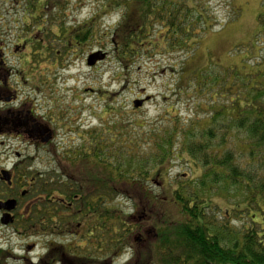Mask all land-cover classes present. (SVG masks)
<instances>
[{
	"label": "trees",
	"instance_id": "obj_1",
	"mask_svg": "<svg viewBox=\"0 0 264 264\" xmlns=\"http://www.w3.org/2000/svg\"><path fill=\"white\" fill-rule=\"evenodd\" d=\"M127 1L138 3L140 30L115 36L117 56L125 61L140 51L141 40L153 22L165 25L168 48L181 49L187 48L185 44L196 30L189 17L197 18L201 26L204 18L208 19L194 0ZM256 23L250 48L238 66H224L211 58L197 65L186 62L192 57L182 62L176 96L192 94V116L185 120L171 109L174 115L169 113L163 119L166 126L143 132V150L136 141L138 136L131 135L143 128L137 120L129 121V135L120 132L121 123L80 132L81 142L68 146L51 172L33 177V189L27 193L37 194L33 200L39 206L32 210V232L41 233L44 227L43 202L51 197L73 202L76 196L86 205L82 207L85 212L96 210L97 235H111V251L119 245L124 253L125 246H133L131 239L146 245V258L139 264H264V0ZM50 25L52 31L57 28L53 36L59 38L58 26ZM201 29L209 31V27ZM61 33L77 40L72 31ZM197 44L193 42L189 48L193 50ZM49 49V44H41L44 52L53 51ZM62 55L53 52L54 60ZM190 85L193 90L187 92ZM177 148L202 168L201 176L174 186L168 180L164 195L152 196L148 185L165 187L156 183L158 173ZM108 195L112 203L139 201L140 205L133 206L140 212L141 224H125L112 216L108 228V213L101 212ZM159 200L177 207L178 220L152 205ZM219 202L225 203L226 209ZM50 219L56 226V210Z\"/></svg>",
	"mask_w": 264,
	"mask_h": 264
},
{
	"label": "rangeland",
	"instance_id": "obj_2",
	"mask_svg": "<svg viewBox=\"0 0 264 264\" xmlns=\"http://www.w3.org/2000/svg\"><path fill=\"white\" fill-rule=\"evenodd\" d=\"M194 3L208 19L204 18L201 26V21L189 17L196 30L186 42L187 48H168L165 25L156 21L147 29L145 39H140L143 42L140 51L125 61L117 56L115 36L121 31L140 30L138 3L127 0H0V96L4 101L8 94L15 96L13 104L4 107L0 103V107L14 112L16 131L20 124L28 121L29 126L49 127L52 132L51 141H43L45 145L38 147H29L25 138L15 140L16 152L32 158L31 162L16 169L17 175L23 177V190L33 189V177L51 172L57 157L61 158L68 146L81 142L80 132L121 123L120 132L129 135V121L137 120L143 128L131 135L138 136L136 141L143 150V132L150 127L166 126L163 119L169 113L174 115L171 109L182 119L191 118L195 98L192 94L179 99L176 96L182 62L192 57L186 62L197 65L211 58L224 66H238L240 58L250 48L261 9V0H194ZM50 24L58 26L59 38L53 36L57 28L52 31ZM201 27H209V31L203 33ZM62 30L72 31L77 40L65 37ZM40 39L44 42L40 43ZM193 42L198 44L192 50L189 47ZM41 44L44 47L49 44V50L53 51L44 52ZM55 51L63 53L60 60H54ZM90 58L94 61L89 66ZM186 89L191 92L193 86ZM147 97L149 100H145ZM135 100L145 101L141 107L134 108ZM60 115L59 122L52 120ZM178 148L172 160L158 173L159 183H156H163L165 187L148 185L152 196L161 194V198L168 180L169 185L174 186L201 176L202 168L194 165ZM6 150V145L0 146V153ZM13 163L11 160L8 167ZM27 197L33 200L37 194L30 192ZM157 203L152 202V205L162 209L168 218L178 220L175 205L160 204V200ZM219 204L226 209L225 203ZM133 205L140 203L121 199L103 207L101 211L108 213V228L112 216L121 218L125 224H141L140 212ZM21 233L25 230L20 224H0V247L8 252L4 263L40 264L43 238L35 233L32 237ZM130 243L133 246L124 247L120 264H139L142 257L146 258V245L134 239ZM26 244L33 246L32 251L25 249Z\"/></svg>",
	"mask_w": 264,
	"mask_h": 264
},
{
	"label": "flooded vegetation",
	"instance_id": "obj_3",
	"mask_svg": "<svg viewBox=\"0 0 264 264\" xmlns=\"http://www.w3.org/2000/svg\"><path fill=\"white\" fill-rule=\"evenodd\" d=\"M40 40L42 43L44 42L43 39ZM1 50L0 48V59L2 57ZM7 93L6 89V95ZM7 96L8 98H4L5 101L0 96V103L4 107H8L15 101V96L9 94ZM8 100L9 102H7ZM15 121L16 115L13 111H10L9 108L3 110L0 107V146L6 145L7 148L6 151L0 153V224L27 226V230L21 235L32 237L34 234L31 225L32 210L38 201L28 199V193L23 190L21 184L24 182L23 177L16 173L18 166L31 162L32 158H26L16 152L15 140L17 137L25 138L28 140L26 142L29 147L32 145L38 147L45 145L43 141L47 137L50 138L49 142L51 141L52 132L49 127L29 126L28 121L20 124L19 131H16ZM11 155L14 158H11ZM11 160H14V163L8 167ZM80 199L81 197L74 196L73 202H70L64 197H59L57 200L51 197L43 202L42 206L46 213L43 219L44 227L42 232L37 234L44 240L42 255L39 258L40 264H120L123 252L119 245L111 251L113 248L111 235L98 237L96 210L85 212L82 207L86 205L79 202ZM106 199V203L101 207H106L109 204L111 196H106ZM10 201H14L15 204L12 210H7L4 205ZM76 207L78 210H75ZM54 210L57 211L56 226L50 225L53 223L50 215ZM32 247V245L26 244L25 249L30 252ZM7 257L8 252L2 251L0 247V264H6L4 262Z\"/></svg>",
	"mask_w": 264,
	"mask_h": 264
},
{
	"label": "water",
	"instance_id": "obj_4",
	"mask_svg": "<svg viewBox=\"0 0 264 264\" xmlns=\"http://www.w3.org/2000/svg\"><path fill=\"white\" fill-rule=\"evenodd\" d=\"M95 57H96V55H95ZM93 61L94 60H91V58H90V59H88L87 64L90 66V65L93 64ZM145 100H149V97L145 98ZM145 100H135V101H133V107L134 108L141 107ZM49 139H50L49 137L45 138L44 142H47ZM14 204H15L14 201H10L6 205H4V208L7 209V210H12L13 207H14Z\"/></svg>",
	"mask_w": 264,
	"mask_h": 264
},
{
	"label": "clouds",
	"instance_id": "obj_5",
	"mask_svg": "<svg viewBox=\"0 0 264 264\" xmlns=\"http://www.w3.org/2000/svg\"><path fill=\"white\" fill-rule=\"evenodd\" d=\"M131 256V249L128 250V258Z\"/></svg>",
	"mask_w": 264,
	"mask_h": 264
}]
</instances>
